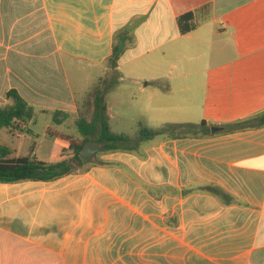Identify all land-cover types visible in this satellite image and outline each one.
I'll return each instance as SVG.
<instances>
[{
    "label": "crops",
    "instance_id": "crops-1",
    "mask_svg": "<svg viewBox=\"0 0 264 264\" xmlns=\"http://www.w3.org/2000/svg\"><path fill=\"white\" fill-rule=\"evenodd\" d=\"M100 80L111 126L132 105V122L210 133L0 182V264H264V0H0V105L14 90L35 111L0 129L10 157L49 162L53 145L82 139L77 96Z\"/></svg>",
    "mask_w": 264,
    "mask_h": 264
},
{
    "label": "trees",
    "instance_id": "trees-1",
    "mask_svg": "<svg viewBox=\"0 0 264 264\" xmlns=\"http://www.w3.org/2000/svg\"><path fill=\"white\" fill-rule=\"evenodd\" d=\"M193 19L192 13L180 16L178 23L182 34H187L194 29ZM126 40L123 39L114 46L113 54L108 59L112 69L118 67L120 57L126 48ZM108 90L109 87L101 82L95 85L94 90L87 95L76 115V126L82 139L73 140L68 137L69 145L67 147L53 145L49 162L36 160L32 156L10 157L15 151L0 144V182L51 181L75 173L82 168L89 170L94 166V163L84 164L80 153L85 143L90 140L103 142L102 151L105 153L129 152L136 150L142 142L152 140L159 135H165L167 138H180L210 133V128L205 121L200 125L171 124L158 130L142 127L136 137L117 133L112 129L107 112L106 94ZM8 97L12 98L14 103L7 106L0 105V129H10L14 133L15 129L19 128L18 124L20 125L22 122L23 125H28L34 119L35 111L16 91H10ZM60 116L69 117L66 113L56 112L54 122L58 123ZM208 190L213 193L218 191L212 187H208Z\"/></svg>",
    "mask_w": 264,
    "mask_h": 264
},
{
    "label": "rangeland",
    "instance_id": "rangeland-1",
    "mask_svg": "<svg viewBox=\"0 0 264 264\" xmlns=\"http://www.w3.org/2000/svg\"><path fill=\"white\" fill-rule=\"evenodd\" d=\"M100 75L103 76V73L100 72ZM69 76L70 79L72 81V84L75 88V90L81 91L83 87L82 82H81V78L78 75V73L75 70H70L69 71ZM101 84L106 85L107 86V82H105V80H100ZM95 81L90 82L89 84H87L85 86V91H83V93L78 94L77 98H78V102L80 104V106L83 105L86 97H87V93L92 92L95 88ZM128 113L127 116H122V117H118L113 123H112V129L113 131L117 132V133H125L128 134L132 137H136L139 135L140 130L142 129V127H147L150 129H161L160 125H141L139 122H132L131 120V116L132 115H136L138 112L136 109H134V107H132V105L128 106L127 109H125ZM120 112H124L122 109H119ZM42 123L43 120H41L40 124L36 127V130H42ZM60 128L66 129L65 126H62ZM75 132V130H74ZM105 152L101 150V152H99L96 157L94 158L95 162H98V159L101 158V155L104 154Z\"/></svg>",
    "mask_w": 264,
    "mask_h": 264
},
{
    "label": "water",
    "instance_id": "water-1",
    "mask_svg": "<svg viewBox=\"0 0 264 264\" xmlns=\"http://www.w3.org/2000/svg\"><path fill=\"white\" fill-rule=\"evenodd\" d=\"M218 131L217 128H212V132ZM103 142L96 141V140H90L87 141L80 153V158L83 161L84 164L92 163L96 155L101 152Z\"/></svg>",
    "mask_w": 264,
    "mask_h": 264
}]
</instances>
